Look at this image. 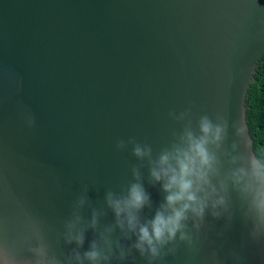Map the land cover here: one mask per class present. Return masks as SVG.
Returning <instances> with one entry per match:
<instances>
[{"label": "water", "instance_id": "1", "mask_svg": "<svg viewBox=\"0 0 264 264\" xmlns=\"http://www.w3.org/2000/svg\"><path fill=\"white\" fill-rule=\"evenodd\" d=\"M263 57L264 0H0V245L21 261L42 248L68 264L111 225L113 249L128 247L106 194L125 191L136 170L151 199L142 215L163 199L133 145L156 156L208 116L225 126L222 151L233 141L246 151V100ZM220 211L198 228L189 219L191 241L154 264H264L238 193ZM77 215L78 249L66 239ZM132 254L125 264H147Z\"/></svg>", "mask_w": 264, "mask_h": 264}, {"label": "clouds", "instance_id": "2", "mask_svg": "<svg viewBox=\"0 0 264 264\" xmlns=\"http://www.w3.org/2000/svg\"><path fill=\"white\" fill-rule=\"evenodd\" d=\"M198 129V134L185 129L178 142L156 156L148 145H133L132 152L137 158L148 159L150 183L154 187L159 185L163 199L150 217L143 216L144 208L151 207L150 194L140 181L139 173L133 170L136 179L125 191L106 194L115 228L130 245L126 247L116 241L114 250L113 227L105 226L89 241L83 253L72 251L68 264H125L135 260L132 249L144 257L147 264H154L163 250H173L169 245L177 240L191 241L185 231L189 219L198 228L206 212L219 217L221 209L229 211L230 190L238 193L243 202L248 239L254 243L264 241V143L257 146L249 137L245 142L246 151H237L235 141L229 150L222 151L227 136L222 123L202 116ZM244 134L245 128H236L237 136ZM79 220L77 215L68 221L66 236L69 243L75 242L77 249L84 243V229L77 228ZM97 224L98 216L93 212L88 226L95 231ZM37 251L42 258L21 261L0 245V264H59L54 257L43 258L42 248Z\"/></svg>", "mask_w": 264, "mask_h": 264}, {"label": "trees", "instance_id": "3", "mask_svg": "<svg viewBox=\"0 0 264 264\" xmlns=\"http://www.w3.org/2000/svg\"><path fill=\"white\" fill-rule=\"evenodd\" d=\"M246 108L250 136L260 146L264 143V57L258 62L255 81L248 91Z\"/></svg>", "mask_w": 264, "mask_h": 264}]
</instances>
